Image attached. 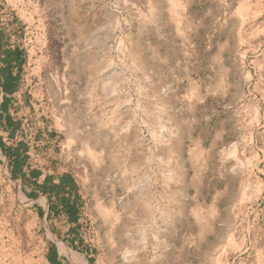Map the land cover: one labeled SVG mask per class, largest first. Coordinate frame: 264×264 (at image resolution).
Listing matches in <instances>:
<instances>
[{
  "label": "rangeland",
  "instance_id": "374dc122",
  "mask_svg": "<svg viewBox=\"0 0 264 264\" xmlns=\"http://www.w3.org/2000/svg\"><path fill=\"white\" fill-rule=\"evenodd\" d=\"M161 1L0 0V264H264V0Z\"/></svg>",
  "mask_w": 264,
  "mask_h": 264
},
{
  "label": "bare ground",
  "instance_id": "6f19581e",
  "mask_svg": "<svg viewBox=\"0 0 264 264\" xmlns=\"http://www.w3.org/2000/svg\"><path fill=\"white\" fill-rule=\"evenodd\" d=\"M170 1V4H171V8H170V11H171V15H172V18H173V20H178V18L180 19L181 17H183V13H182V7H183V5L182 4H184V3H181V0H169ZM162 1L161 0H151V2H150V8H151V10L152 11H154L155 13H159V11H160V9L162 8ZM130 15V14H129ZM177 22V21H176ZM130 36V35H129ZM125 37H128V36H125ZM122 38V37H121ZM120 41H122V40H120ZM121 44H123L122 42H121ZM118 46H120V45H118ZM126 46H124V48H125ZM130 47V46H129ZM121 48V49H120ZM118 49L121 51V52H123L122 51V47H118ZM133 49H136V47H134ZM133 49L131 50L132 52H133ZM118 50V51H119ZM125 51H127V50H125ZM124 51V52H125ZM134 51H136V50H134ZM123 52V53H124ZM136 53H137V51H136ZM125 54V53H124ZM108 59V58H107ZM92 65V64H91ZM113 64H112V62H110V61H107V60H104V62L103 63H101L100 64V66H104L105 68H109V67H111ZM103 67V68H104ZM104 68V69H105ZM102 69V68H101ZM116 72H114L113 71V73H111L106 79H105V81L102 83V89L104 90V93L106 94V95H109L110 93H114V92H116V88L118 87V84H119V77L118 76H116ZM98 76V75H97ZM105 97H107V96H105ZM110 102V101H109ZM124 103V102H123ZM114 115H116L114 118L112 117V119H111V122L114 124L115 123V129L117 128V129H119V130H123L124 128H127V126H128V124L130 123L129 121L128 122H123V121H121V119H120V117H119V115L120 114H118V113H116V114H114ZM132 115V114H131ZM106 116V115H105ZM131 117V116H130ZM149 121L151 122V123H155L154 122V119H149ZM111 124V123H110ZM114 126V125H113ZM151 126V125H150ZM151 127H153V126H151ZM156 139L158 140V141H160V143L161 142H163V136H161V134H159V133H157L156 134ZM140 146V145H139ZM199 149V148H198ZM198 151V150H197ZM91 152V151H90ZM181 152V149H180V147L179 146H176L174 149H173V153H177L178 155H179V153ZM170 153H171V151H170ZM199 156H201V155H199ZM199 156H198V154H197V156H196V158H198L199 159ZM195 159V158H194ZM201 159V158H200ZM199 159V160H200ZM150 160V159H149ZM131 161V160H130ZM195 161H197V160H195ZM132 163H133V161H131ZM198 162V161H197ZM204 162V161H203ZM202 162V163H203ZM196 164V163H195ZM132 168V167H131ZM164 169H166V168H164ZM164 176V175H163ZM167 177H170V175H167ZM169 180V179H168ZM143 190V189H142ZM148 191V190H147ZM147 191H143V192H141V191H139V192H137L136 194L134 193L133 194V196H132V198H133V202H134V204H135V208H134V210H138V211H140V210H144V212L148 215V213H147V210H148V206H149V204L151 203V200H153V195L151 194V192H147ZM134 207V206H133ZM149 208H150V206H149ZM152 208V207H151ZM198 208V207H197ZM212 208V207H211ZM202 209V208H201ZM215 210V207L214 208H212L211 209V214L210 215H212V212ZM195 210V209H194ZM197 210V209H196ZM198 210H199V208H198ZM150 211V210H149ZM208 211V210H207ZM198 212V211H197ZM214 213H216V212H214ZM198 214V213H197ZM209 214V213H208ZM217 214H219V213H217ZM194 215H196V213L194 212ZM209 215V216H210ZM213 216V215H212ZM216 216V215H215ZM196 217V216H195ZM205 218V217H204ZM196 219H197V217H196ZM200 219V218H199ZM206 219L208 220V218L206 217ZM206 219H204L205 221H206ZM201 220V219H200ZM199 221V220H198ZM204 221V222H205ZM209 222H211V220L209 221ZM199 223V222H198ZM207 224H208V222H206ZM200 226H201V224H200ZM210 226V225H209ZM209 226H207V227H209ZM203 227V226H202ZM210 227H212V226H210ZM206 228V227H205ZM207 230V229H206ZM146 231V230H145ZM202 231V230H201ZM205 231V230H204ZM203 232V231H202ZM201 232V233H202ZM209 232V231H208ZM128 253V252H127ZM81 261V260H80Z\"/></svg>",
  "mask_w": 264,
  "mask_h": 264
},
{
  "label": "crops",
  "instance_id": "0c3cea01",
  "mask_svg": "<svg viewBox=\"0 0 264 264\" xmlns=\"http://www.w3.org/2000/svg\"><path fill=\"white\" fill-rule=\"evenodd\" d=\"M7 140V139H6ZM13 169V168H12Z\"/></svg>",
  "mask_w": 264,
  "mask_h": 264
}]
</instances>
